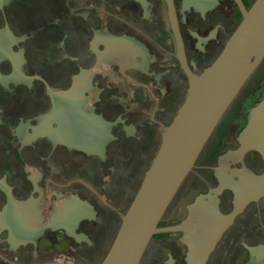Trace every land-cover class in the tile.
Here are the masks:
<instances>
[{"label": "flooded vegetation", "instance_id": "obj_1", "mask_svg": "<svg viewBox=\"0 0 264 264\" xmlns=\"http://www.w3.org/2000/svg\"><path fill=\"white\" fill-rule=\"evenodd\" d=\"M255 1L0 0V264L102 263L187 70L214 62ZM263 101L264 58L140 264H189L210 242L203 264H264V150L241 137Z\"/></svg>", "mask_w": 264, "mask_h": 264}, {"label": "water", "instance_id": "obj_2", "mask_svg": "<svg viewBox=\"0 0 264 264\" xmlns=\"http://www.w3.org/2000/svg\"><path fill=\"white\" fill-rule=\"evenodd\" d=\"M127 41V40H126ZM264 58V0H256L201 75L187 70V95L143 178L116 237L101 264H140L153 236L169 230L159 223L209 138L251 74ZM51 95L53 94L50 91ZM255 120L241 134L243 145L264 150V101L252 110ZM255 128L256 137L248 134ZM243 148V150H245ZM228 218V217H226ZM215 243L193 247L189 264Z\"/></svg>", "mask_w": 264, "mask_h": 264}]
</instances>
